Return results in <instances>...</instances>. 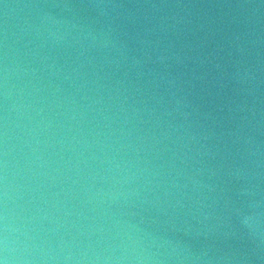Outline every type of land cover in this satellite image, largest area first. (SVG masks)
<instances>
[{"label":"water","instance_id":"1","mask_svg":"<svg viewBox=\"0 0 264 264\" xmlns=\"http://www.w3.org/2000/svg\"><path fill=\"white\" fill-rule=\"evenodd\" d=\"M0 264H264V0H0Z\"/></svg>","mask_w":264,"mask_h":264}]
</instances>
